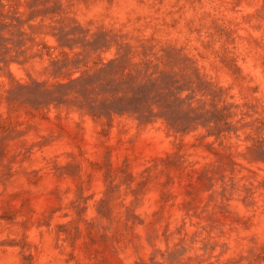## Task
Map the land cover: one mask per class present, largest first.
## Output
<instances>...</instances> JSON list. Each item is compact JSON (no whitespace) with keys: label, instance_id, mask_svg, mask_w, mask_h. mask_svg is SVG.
<instances>
[{"label":"rangeland","instance_id":"obj_1","mask_svg":"<svg viewBox=\"0 0 264 264\" xmlns=\"http://www.w3.org/2000/svg\"><path fill=\"white\" fill-rule=\"evenodd\" d=\"M129 73L204 115L46 92ZM0 264H264V0H0Z\"/></svg>","mask_w":264,"mask_h":264},{"label":"trees","instance_id":"obj_2","mask_svg":"<svg viewBox=\"0 0 264 264\" xmlns=\"http://www.w3.org/2000/svg\"><path fill=\"white\" fill-rule=\"evenodd\" d=\"M159 78L152 79L148 76L146 79H141L127 74L124 79L113 82H99V86L103 92L108 93L109 98H103L97 102L96 98L89 96L90 90L93 89V82H70L69 84L58 85V90H46L53 99H62L63 94H60V88L70 90L83 95L84 100L81 106H87L93 114H100L101 111L109 114L110 111H116L120 114L127 112L134 115L141 122L153 121L157 115H165L167 122L174 128L187 129L192 125L197 124L198 117H202L204 113L196 114L195 116H187L185 122L176 120L172 114L168 115V110L173 109L175 103V91L170 89L173 82H158ZM57 93L59 95L57 96ZM172 97V98H171ZM156 105L160 111L154 112L153 107ZM184 123V124H182Z\"/></svg>","mask_w":264,"mask_h":264}]
</instances>
